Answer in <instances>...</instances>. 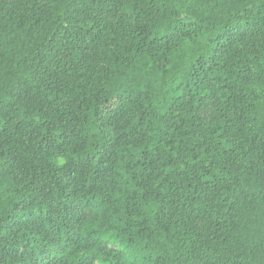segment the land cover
I'll use <instances>...</instances> for the list:
<instances>
[{"label": "trees", "instance_id": "16d2710c", "mask_svg": "<svg viewBox=\"0 0 264 264\" xmlns=\"http://www.w3.org/2000/svg\"><path fill=\"white\" fill-rule=\"evenodd\" d=\"M0 264H264V0H0Z\"/></svg>", "mask_w": 264, "mask_h": 264}]
</instances>
